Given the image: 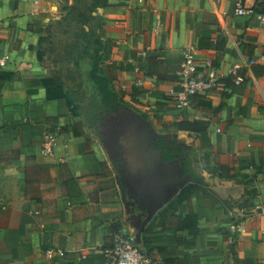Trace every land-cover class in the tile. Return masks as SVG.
<instances>
[{
  "label": "crops",
  "instance_id": "obj_1",
  "mask_svg": "<svg viewBox=\"0 0 264 264\" xmlns=\"http://www.w3.org/2000/svg\"><path fill=\"white\" fill-rule=\"evenodd\" d=\"M108 1L109 82L191 152L168 164L155 207L138 210L100 136L42 82L40 26L57 0H0V264H104L98 247L120 234L163 264H264V23L235 14L237 0ZM245 5L264 12V0ZM191 48L222 78L183 107ZM51 247L66 253L51 259Z\"/></svg>",
  "mask_w": 264,
  "mask_h": 264
},
{
  "label": "rangeland",
  "instance_id": "obj_2",
  "mask_svg": "<svg viewBox=\"0 0 264 264\" xmlns=\"http://www.w3.org/2000/svg\"><path fill=\"white\" fill-rule=\"evenodd\" d=\"M108 0H57L41 22L38 59L49 95L63 98L102 139L112 169L138 210L152 207V190L170 162L191 148L166 135L149 114L124 99L104 77L110 24ZM155 206L153 205V208Z\"/></svg>",
  "mask_w": 264,
  "mask_h": 264
},
{
  "label": "built area",
  "instance_id": "obj_3",
  "mask_svg": "<svg viewBox=\"0 0 264 264\" xmlns=\"http://www.w3.org/2000/svg\"><path fill=\"white\" fill-rule=\"evenodd\" d=\"M259 1V0H257ZM234 12L237 15H252L257 17L260 23H264V12L258 11L255 6H246L245 0H237ZM10 56L0 54V71L8 66ZM239 66L235 65L231 70L235 75V83L240 84L245 77L237 72ZM182 90L179 91L178 99L181 106L190 107L194 97L207 94L213 87L220 84L222 75L210 60L201 61L194 50L191 48L186 51L179 68ZM58 136L54 132H47L42 141L41 153L45 156L53 154L57 144ZM258 214L264 216V202L258 208ZM238 219L233 217L230 229L237 232L241 229ZM104 256V264H163L162 260L151 251L142 247L130 236L120 234L110 244L98 247ZM66 252L60 248H48L46 254L54 259L63 256ZM82 257H87L83 253Z\"/></svg>",
  "mask_w": 264,
  "mask_h": 264
},
{
  "label": "trees",
  "instance_id": "obj_4",
  "mask_svg": "<svg viewBox=\"0 0 264 264\" xmlns=\"http://www.w3.org/2000/svg\"><path fill=\"white\" fill-rule=\"evenodd\" d=\"M104 77L106 80L110 81V79L108 78L107 74L104 72ZM55 97H59V96H55Z\"/></svg>",
  "mask_w": 264,
  "mask_h": 264
}]
</instances>
